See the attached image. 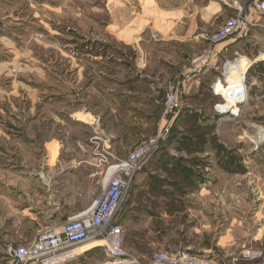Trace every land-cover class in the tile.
<instances>
[{
	"label": "rangeland",
	"instance_id": "obj_1",
	"mask_svg": "<svg viewBox=\"0 0 264 264\" xmlns=\"http://www.w3.org/2000/svg\"><path fill=\"white\" fill-rule=\"evenodd\" d=\"M140 15L131 0H0V163L27 172L42 155L39 145L51 141L56 167L58 144L79 133L76 122L94 119L112 141L123 140L124 154L116 157L156 140L155 155L134 179L143 188L142 207L138 199L124 206L133 205L125 216L123 264H155L159 256L264 264V60L250 67L231 48L217 71L209 64L215 70L203 93L186 95L179 65L169 66V47L152 36L155 27L170 24L154 20L155 12L143 11L149 23ZM223 16L210 30L214 44L233 38L215 40L238 13L227 9ZM146 25L151 29L139 48L132 34ZM186 46L200 55L206 45ZM241 62L249 66L246 74ZM175 88L181 93L176 118L165 106ZM125 90L145 97L140 103L114 98ZM51 176L55 199L57 168ZM27 229L20 227V236ZM98 250L82 264H121Z\"/></svg>",
	"mask_w": 264,
	"mask_h": 264
},
{
	"label": "crops",
	"instance_id": "obj_2",
	"mask_svg": "<svg viewBox=\"0 0 264 264\" xmlns=\"http://www.w3.org/2000/svg\"><path fill=\"white\" fill-rule=\"evenodd\" d=\"M131 1L137 4L142 19L150 20L147 19L149 16L143 17V11L145 14L155 12V16L151 15L154 20H165L166 25L170 24L166 27L163 25L160 28L155 27L156 30L153 29L155 31L152 32V36L155 41L169 47V54H172L170 57L172 63L169 66L179 65V72L183 75L180 79L183 80L188 93L186 95L203 93L204 86L210 77L208 74L215 69L217 71L219 60H223L231 48H234L236 55L241 59H248L251 62L250 67L264 60V14L254 8L255 4L262 0H239L246 4L245 12L249 23L232 39L220 44L210 41V30L215 25L221 24L227 9L236 11L230 0H205L199 3L196 0ZM149 29L151 28L146 25L137 35L132 34L131 41H138L140 48L143 35L150 31ZM187 44L199 48L206 46L200 55H195L189 54L190 51L183 47ZM209 64H213L216 68L211 70ZM238 66L244 68V74H246L249 66L243 62ZM115 94L113 91L109 93L113 96ZM115 97L125 101L137 97L140 103L145 96L125 90L117 93ZM122 105L119 104L118 107H123ZM75 127L79 129V133H74V136L68 134V138L57 146L55 158L58 166L56 167L51 165L52 146L56 147L51 141L42 142L39 145L42 155L36 157L27 172L20 171L16 164L0 163L2 169L0 170V264H16L7 257L5 246L31 243L42 232L52 228L61 229L68 220L92 209L100 193L101 180L106 174V167L99 164L100 157L96 154L99 151L98 148L104 147L109 151H106L107 153L113 155L124 154L121 151L123 140L121 142L115 137L112 141L113 137H109L106 130L95 119L91 123L76 122ZM56 168L58 169V196L53 199L51 175ZM137 185L135 188L134 182L126 203L130 199H138L136 205L139 208L142 207L140 202L143 188L139 187L138 181ZM132 206L122 210L123 226L126 221L125 216L127 215L128 219ZM20 227H28L21 236ZM98 248L82 252L73 258L74 260L64 264H82L83 259L97 254ZM100 249L102 250V247Z\"/></svg>",
	"mask_w": 264,
	"mask_h": 264
},
{
	"label": "built area",
	"instance_id": "obj_3",
	"mask_svg": "<svg viewBox=\"0 0 264 264\" xmlns=\"http://www.w3.org/2000/svg\"><path fill=\"white\" fill-rule=\"evenodd\" d=\"M238 18L232 20L219 31L215 40L222 42L234 37L249 22L245 7L234 6ZM255 9L264 14V0L255 4ZM177 88V87H176ZM175 88V89H176ZM179 88L168 92L165 106L167 113L176 118L180 98ZM169 130H166L168 132ZM157 150V141L145 144L128 158L122 159L111 153L99 154L101 165L106 167L108 180L102 183V191L88 212L68 220L61 229H50L42 232L38 238L25 245H7L5 253L16 264H64L69 262L71 251L88 242H103L108 257L115 263L127 262L122 252L124 237L123 208L128 200L134 179L151 161ZM171 261L166 256L157 257L155 264H187ZM129 264H137L129 262ZM191 264V263H189Z\"/></svg>",
	"mask_w": 264,
	"mask_h": 264
},
{
	"label": "bare ground",
	"instance_id": "obj_4",
	"mask_svg": "<svg viewBox=\"0 0 264 264\" xmlns=\"http://www.w3.org/2000/svg\"><path fill=\"white\" fill-rule=\"evenodd\" d=\"M239 98V95L238 94H236L235 96H234V100L236 101L237 99ZM104 246H106L105 245V243H103V242H93V243H90V244H88V245H86V246H84V247H81V248H86V249H93V248H98V247H104ZM81 248H75V249H73L72 251H71V257L72 258H75L76 256H78V255H80V250H81ZM74 253H77V254H74ZM68 258V257H67ZM70 258V257H69ZM72 258H70V259H72ZM74 260V259H73Z\"/></svg>",
	"mask_w": 264,
	"mask_h": 264
}]
</instances>
